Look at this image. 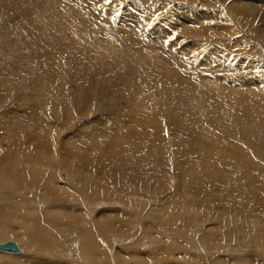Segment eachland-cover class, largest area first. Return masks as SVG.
I'll use <instances>...</instances> for the list:
<instances>
[{"label": "rangeland", "instance_id": "rangeland-1", "mask_svg": "<svg viewBox=\"0 0 264 264\" xmlns=\"http://www.w3.org/2000/svg\"><path fill=\"white\" fill-rule=\"evenodd\" d=\"M0 5V170L15 152L31 162L11 170H33L44 184L17 180L25 186L17 190L0 177V232L16 234L0 244L22 250L0 255L29 264H264V0ZM165 100L170 119L159 109ZM38 210L69 231L61 251L35 238L22 247L19 221ZM89 230L99 250L90 259Z\"/></svg>", "mask_w": 264, "mask_h": 264}, {"label": "bare ground", "instance_id": "bare-ground-1", "mask_svg": "<svg viewBox=\"0 0 264 264\" xmlns=\"http://www.w3.org/2000/svg\"><path fill=\"white\" fill-rule=\"evenodd\" d=\"M71 3V2H70ZM30 4V3H29ZM31 4H32V2H31ZM92 4H93V2H92ZM16 5V4H15ZM24 5V4H23ZM1 6V5H0ZM14 6V5H13ZM28 6V5H27ZM39 6V5H38ZM29 7V6H28ZM35 7V6H34ZM27 8V7H26ZM30 8H32L31 6L29 7V9ZM0 9H1V7H0ZM3 9H5V8H3ZM20 9V8H19ZM34 10H35V8H33ZM37 9H39V8H37ZM25 10V9H24ZM12 12V11H11ZM46 12V11H45ZM46 14V13H45ZM48 14V13H47ZM30 15V14H29ZM49 15V14H48ZM6 17V16H5ZM46 17H47V15H46ZM2 19L4 18V17H1ZM45 18V17H44ZM49 17H47L46 19H48ZM139 18V17H138ZM23 21L25 20V19H23V17L21 18ZM41 19V18H40ZM51 19V18H50ZM218 19V18H217ZM53 20V19H52ZM41 21H43V20H41ZM46 21V20H45ZM212 21V20H211ZM43 23H45L44 21H43ZM116 23V22H115ZM114 23V24H115ZM139 24V23H138ZM149 24V23H148ZM15 25V24H14ZM43 25V24H42ZM60 25V24H59ZM2 26H3V24H2ZM11 26V25H10ZM15 27V26H14ZM16 27H18V31H19V26H17V24H16ZM45 27H46V25H45ZM63 27V26H62ZM213 27V26H212ZM115 28V27H114ZM201 29V28H200ZM15 30V29H14ZM63 30V29H62ZM194 31V30H193ZM12 32V31H11ZM189 32V31H188ZM198 32V31H197ZM59 33V32H58ZM62 34V33H61ZM60 35V34H59ZM65 35V34H64ZM98 35V34H97ZM198 36H199V34H198ZM212 36V35H211ZM47 37V36H46ZM58 37V36H57ZM63 37V35L61 36V38ZM78 37V36H77ZM65 38V37H64ZM75 38V37H74ZM47 39H49V37L47 38ZM85 39V38H84ZM64 40H66V39H64ZM180 40V39H179ZM51 41V40H50ZM58 42V41H57ZM62 42V41H61ZM60 42V43H61ZM69 42V41H68ZM93 42V41H92ZM179 43V42H178ZM56 44V43H55ZM64 44V43H63ZM83 44V43H82ZM79 45V44H78ZM96 45V44H95ZM218 45V44H217ZM240 45V44H239ZM63 46L64 45H62V48H63ZM84 46V45H83ZM49 47V46H48ZM112 47H114L113 45H112ZM193 47V46H192ZM241 47V46H240ZM57 48V47H56ZM77 48V47H76ZM6 49H8L7 47H6ZM5 49V50H6ZM59 49V48H58ZM61 49V48H60ZM128 49V48H127ZM55 50V49H54ZM77 50H79V49H77ZM97 50V49H96ZM2 51V50H1ZM1 51H0V53H1ZM98 51V50H97ZM133 51V50H132ZM3 52V51H2ZM4 52H6V51H4ZM60 52V51H59ZM117 52V51H116ZM116 52H115V54L114 55H116ZM121 52V51H120ZM224 52V51H223ZM34 53V52H33ZM87 53V52H86ZM101 53V52H100ZM119 53V52H118ZM60 54H61V52H60ZM68 54V53H67ZM72 54V53H71ZM113 54V53H112ZM120 54V53H119ZM118 54V55H119ZM3 55V54H2ZM10 55H11V50H10ZM59 55V54H58ZM64 55V54H63ZM63 55H61V56H63ZM89 55V54H88ZM6 56V55H5ZM67 56V55H66ZM66 56H64V57H66ZM79 56V55H78ZM212 56V55H211ZM4 57V56H3ZM22 57V56H21ZM20 57V58H21ZM68 57V56H67ZM104 57V56H103ZM1 58V57H0ZM25 58V57H24ZM52 57H50V59H51ZM101 58V57H100ZM120 58V57H119ZM91 59V58H90ZM3 60V59H2ZM36 60V59H35ZM47 60V59H46ZM61 60H62V58H61ZM139 60V59H138ZM210 60V59H209ZM219 60V59H218ZM40 61H41V59H40ZM55 61V60H54ZM69 61V60H68ZM56 62V61H55ZM58 62V61H57ZM55 63V65L57 64V65H59V64H61V62H58V63ZM65 62H66V60H65ZM70 62V61H69ZM72 62V61H71ZM90 62V61H89ZM97 62V61H96ZM137 62V61H136ZM254 62V61H253ZM23 63V62H22ZM30 63V62H29ZM38 63V62H37ZM46 63V62H45ZM52 63H53V60H52ZM104 63V62H103ZM130 63V62H129ZM66 64V63H65ZM131 64V63H130ZM138 64V63H137ZM154 64V63H153ZM38 67H39V65L38 64H36ZM40 65H41V63H40ZM46 65V64H45ZM68 65V64H67ZM97 65V64H96ZM98 65H99V63H98ZM192 65V64H191ZM100 66V65H99ZM98 66V67H99ZM107 65H105V67H106ZM149 66V65H148ZM33 67V66H32ZM53 67V66H52ZM263 67V66H262ZM85 68V67H84ZM87 68V67H86ZM100 68V67H99ZM238 68V67H237ZM264 68V67H263ZM34 69V68H33ZM36 69H38V70H42V67H39V68H36ZM44 69V68H43ZM101 69V68H100ZM106 69V68H105ZM107 69H108V67H107ZM151 69V68H150ZM52 70V69H51ZM66 70V69H65ZM91 70V69H90ZM112 70V69H111ZM141 70L142 69H140V71H138L139 73H141ZM146 70V69H145ZM177 70V69H176ZM46 71V70H45ZM67 71V70H66ZM65 71V72H66ZM87 71V70H86ZM136 71V70H135ZM264 71V70H263ZM38 72V71H37ZM41 72V71H40ZM44 72V71H43ZM75 72V71H74ZM95 72V71H94ZM165 73H166V70L164 71ZM42 73V72H41ZM80 73V72H79ZM86 73V72H85ZM213 73V72H212ZM0 74H3V73H0ZM5 74V73H4ZM233 74V73H232ZM264 74V73H263ZM67 75V74H66ZM70 75V73L68 74V76ZM136 75V76H135ZM134 76H135V78H141L142 79V74H140V76H139V74H135ZM145 75V74H144ZM162 75V74H161ZM224 75V74H223ZM231 75V74H230ZM165 76H167L168 77V75L167 74H165ZM146 77V76H145ZM161 77V76H160ZM149 78V77H148ZM147 78V80H149ZM225 78H226V76H225ZM261 78V77H260ZM46 78H44V80H45ZM48 79V78H47ZM69 79V78H68ZM80 79V78H79ZM101 79V78H100ZM125 79V78H124ZM146 79V78H145ZM212 79V78H211ZM147 80H145V81H147ZM158 80H159V78H158ZM171 80V79H170ZM214 80V79H213ZM264 80V79H263ZM123 81V80H122ZM144 81V82H145ZM174 81V80H173ZM203 81V80H202ZM77 82V81H76ZM175 82H177V81H175ZM210 82H212V81H210ZM213 83V82H212ZM102 84V83H101ZM108 84V83H107ZM176 84V83H175ZM211 84V83H210ZM263 84H264V82H263ZM10 85V84H9ZM208 85V84H207ZM22 86V85H21ZM157 86V85H156ZM168 86V85H167ZM10 87V86H9ZM12 88V87H11ZM159 88V87H158ZM162 88V87H161ZM177 88V87H176ZM203 89V88H202ZM210 89V93H208L207 92V94H209V95H212L211 94V91H213V95H217V91L214 89V90H212L211 89V87L210 88H208L207 87V91ZM26 90V89H25ZM136 92H137V88L136 89H134ZM204 90H205V88H204ZM203 90V91H204ZM87 91V90H86ZM162 91V90H161ZM175 91V90H174ZM189 91V90H188ZM216 91V92H215ZM103 92V91H102ZM159 92H160V90H159ZM186 92V91H185ZM220 92V91H219ZM48 93V92H47ZM86 93V92H85ZM113 93V92H112ZM138 93V92H137ZM165 93V92H164ZM190 93H192L191 91H190ZM12 94V93H11ZM23 94V93H22ZM45 94V93H44ZM202 94V93H201ZM163 95V94H162ZM170 95V94H169ZM182 95V94H181ZM197 95V94H196ZM195 95V96H196ZM98 96V95H97ZM200 96V95H199ZM45 97H47L46 96V94H45ZM118 97V96H117ZM222 97H223V95H222ZM230 97V96H229ZM10 98H11V96H10ZM91 98V97H90ZM176 98V97H175ZM208 98V97H207ZM148 99V98H147ZM177 99V98H176ZM179 99V98H178ZM184 99V98H183ZM186 99H187V97H186ZM186 99H185V102H186ZM189 99V98H188ZM187 99V100H188ZM204 99H206V98H204ZM96 100V99H95ZM181 100V99H180ZM237 100V99H236ZM235 100V101H236ZM66 101V100H65ZM192 101V100H191ZM70 102V101H69ZM164 101H162V106L159 108L162 112H163V115H164V118H166V119H170V117L172 116V114L174 113V109H175V107H174V105H170V103L169 102H166V100H165V102L166 103H169V104H165V103H163ZM183 102V101H182ZM184 102V103H185ZM207 102H209L210 103V106H211V102H210V100L209 101H207ZM238 102V101H237ZM86 103V102H85ZM102 103V102H101ZM100 103V104H101ZM105 103V102H104ZM180 103V102H179ZM43 104L45 105V103L43 102ZM118 104V103H117ZM157 104V103H156ZM177 104H178V102H177ZM194 104V103H193ZM241 104H243V103H241ZM48 105V104H47ZM92 105V104H91ZM170 105V106H169ZM245 106H246V104H244ZM90 106V105H89ZM178 106V105H177ZM186 106H188V104L186 105ZM217 106V105H216ZM221 106V105H220ZM219 106V107H220ZM93 108H94V105L92 106ZM180 107V106H179ZM209 107V106H208ZM214 107V106H213ZM112 108V107H111ZM186 109H187V107H185ZM222 108H224V107H222ZM189 109V108H188ZM191 110H192V108H190ZM189 109V110H190ZM195 109V108H194ZM193 109V110H194ZM185 110V109H184ZM221 110V109H220ZM101 111H102V109H101ZM45 112V111H44ZM161 112V113H162ZM124 113V112H123ZM199 113V112H198ZM224 113V112H223ZM100 114V113H99ZM148 114V113H147ZM190 114V113H189ZM188 114V115H189ZM195 114V113H194ZM197 114V113H196ZM208 113H206V116H208L207 115ZM201 115V114H200ZM210 115V114H209ZM214 115V114H213ZM221 115V114H220ZM226 115V114H225ZM191 116V115H190ZM217 116V115H216ZM215 115H214V118L216 117ZM228 116V115H227ZM20 117H22V116H20ZM154 117V116H153ZM187 117H189V116H187ZM230 117V116H229ZM219 118H220V116H219ZM225 118V117H224ZM223 118V119H224ZM227 118V117H226ZM226 118H225V120H226ZM231 118V117H230ZM122 119V118H121ZM160 119V118H159ZM163 119V118H162ZM235 119V118H234ZM124 120V119H123ZM215 120H217L216 118H215ZM228 120V119H227ZM232 120V119H231ZM167 121V120H166ZM22 122V121H21ZM130 122V121H129ZM128 122V123H129ZM152 122L153 121H151V124H152ZM157 122H158V120H157ZM215 122H217V121H215ZM220 122V121H219ZM230 122V121H229ZM120 123V122H119ZM162 123H164V122H162ZM122 124V123H121ZM223 124V123H222ZM226 124H227V122H226ZM225 124V125H226ZM264 123H262L261 125H263ZM123 125V124H122ZM129 126H130V124H128ZM153 125V124H152ZM182 125V124H181ZM224 125V124H223ZM224 125V126H225ZM260 125V122H259V124H258V126ZM260 125V126H261ZM22 126V125H21ZM35 126V125H34ZM39 126V125H38ZM118 126L120 127L121 125H119L118 124ZM117 126V127H118ZM177 126V125H176ZM228 126H229V123H228ZM20 127V126H19ZM122 127V126H121ZM120 127V128H121ZM181 127V126H180ZM223 127V126H222ZM183 128V127H182ZM259 128V127H258ZM261 128V127H260ZM263 128V127H262ZM124 129V128H123ZM41 130H43L42 128H40V130L39 131H41ZM128 130V129H127ZM100 132V131H99ZM253 133V132H252ZM109 134H111V133H109ZM108 134V135H109ZM256 136H257V134H256ZM258 137V136H257ZM39 138V137H38ZM255 138V137H254ZM259 138H261V137H259ZM37 139V138H36ZM92 141L93 140H95V137H93V138H90ZM258 139V138H257ZM256 139V140H257ZM263 139V138H262ZM37 140H39V139H37ZM42 140V139H41ZM17 141V140H16ZM40 141V140H39ZM43 141V140H42ZM259 141V140H258ZM19 142V141H18ZM112 142H114L113 140H110L109 141V139H107L106 140V144H111ZM21 143V142H20ZM23 144V143H22ZM24 145V144H23ZM26 145V144H25ZM263 145V144H262ZM261 145V146H262ZM31 146V145H30ZM16 148V147H15ZM22 148V147H21ZM19 149H20V147H19ZM21 150V149H20ZM29 151V150H28ZM10 152V151H9ZM19 152H21V151H19ZM23 152V151H22ZM49 152V151H48ZM24 153V152H23ZM42 154V153H41ZM6 155V154H5ZM24 155V154H23ZM212 155V154H211ZM38 156V155H37ZM42 156H43V154H42ZM216 156V155H215ZM1 157V156H0ZM5 158H4V160H3V164L1 165V166H3L2 167V171L0 172V177H4L5 179H6V182L8 181V182H10V183H8V184H11L10 185V188H15V189H19L21 186H22V184H25L26 182H29V183H27L28 185V187L30 186V185H35V186H40L41 185V183L39 182V180L35 177L36 175H35V171H33V170H31V171H28L29 172V174H28V172H26L25 170H23V169H18L17 168V165H15V167L17 168V169H15V170H11V165L12 164H14V163H18V165H20V163H24L25 161H27V160H29L30 158H27V157H24V156H21V154H19V155H16L15 154V152L14 153H7V155L6 156H4ZM213 157V156H212ZM217 158V157H216ZM220 158V157H219ZM218 158V159H219ZM2 159V158H1ZM44 159V158H43ZM43 159H41V160H43ZM221 159H222V157H221ZM30 161V160H29ZM215 161H217V160H215ZM31 162V161H30ZM36 162V161H35ZM29 163V162H28ZM21 165H23V164H21ZM20 165V166H21ZM20 166H18V167H20ZM33 166V165H32ZM32 166H31V168H32ZM14 167V168H15ZM34 167V166H33ZM12 168H13V166H12ZM238 171H239V169H238ZM237 171V172H238ZM237 174H239V173H237ZM233 176H234V173H233ZM53 179V178H52ZM20 181L21 183H19L20 184V186L19 187H17L18 186V181ZM4 182V181H3ZM15 182V183H14ZM24 182V183H23ZM87 183V182H86ZM89 183V182H88ZM5 184V183H4ZM8 184L7 185H5L6 187H8ZM43 184V183H42ZM44 185V184H43ZM91 185H93V183L91 184ZM24 186V185H23ZM23 186H22V188H23ZM26 186V187H27ZM85 186V185H84ZM5 187V188H6ZM25 187V186H24ZM46 187H47V185H46ZM57 187V186H56ZM2 188H4L3 186H1L0 185V191H1V189ZM9 188V187H8ZM21 188V190L23 191V189ZM62 187H60V189H61ZM68 188V187H67ZM95 188V187H94ZM46 189V188H45ZM98 189V188H97ZM84 190V189H83ZM95 190V189H94ZM8 191V190H7ZM12 191V190H11ZM254 191V190H253ZM252 191V192H253ZM2 192V191H1ZM18 192V191H17ZM16 192V193H17ZM61 192V191H60ZM87 192V191H86ZM20 193V192H19ZM46 193H48L49 194V196L53 199V200H56L57 199V197H58V193H57V191L55 190V189H53V187H51V186H48L47 187V189H46ZM4 194H6V193H4ZM15 194V193H14ZM32 194H35V193H32ZM100 194V193H99ZM251 194V193H250ZM36 195V194H35ZM34 195V196H35ZM60 195V194H59ZM24 196H26V195H24L23 194V197ZM30 196V195H29ZM36 197V196H35ZM2 198V197H1ZM13 198V197H12ZM26 198V197H25ZM16 199V198H15ZM18 199V198H17ZM24 199V198H23ZM51 199V200H52ZM6 200V199H5ZM19 200H20V197H19ZM50 200V199H49ZM60 200V198L59 199H57L56 201H59ZM27 201H28V199H27ZM35 201V200H34ZM10 202V201H9ZM37 202V201H36ZM44 203H46L45 201H44ZM2 204V203H1ZM48 204H50V203H48ZM29 206V205H28ZM36 206V205H35ZM34 206V209L36 208ZM40 206V210H41V208H42V206L41 205H39ZM39 206L37 207L38 209H39ZM48 206V205H47ZM52 207H53V205H52ZM56 207V206H55ZM31 208V207H30ZM33 208V207H32ZM46 209V208H45ZM53 209V208H52ZM52 209H50V210H52ZM49 210V211H50ZM63 210H64V208H63ZM62 210V207H61V211H63ZM32 211V210H31ZM10 212H12V211H10ZM34 212V211H33ZM32 212V213H33ZM38 212H40L41 214H40V216L38 215V214H32V216H28V217H26V218H21V221H19V222H21V227L24 229V235H22V239H20L19 241H22V247H24V248H28V246H26L25 244H24V242L26 243V241H25V239L26 238H30V241H32V238H35V240H38V241H40V244L44 247V250L45 251H52V252H54V251H56V252H58V251H61L62 250V247L63 246H61V245H59V242L60 241H64V239H62V238H65V234L67 233V231L65 230V229H63V228H61V226H58V224H56V223H54L55 221H54V219H52L53 217H55V216H53V217H50V212H52V211H50V212H48L47 210L46 211H39L38 210ZM54 212V211H53ZM5 213V212H4ZM37 213V212H36ZM65 213H66V211H65ZM1 214V213H0ZM13 214V213H12ZM20 214V213H19ZM18 214V215H19ZM24 214V213H23ZM28 214V213H27ZM54 214H56L55 212H54ZM5 215H6V213H5ZM9 215V214H8ZM20 216V215H19ZM65 216V215H64ZM67 216V215H66ZM2 217V216H1ZM5 218H7L6 216H4ZM3 217V218H4ZM10 217V216H9ZM3 218H2V220H3ZM14 218H16V217H14ZM20 218V217H19ZM65 218V217H64ZM9 220H10V218H8ZM7 219V224H9L8 222H9V220ZM16 220V219H15ZM12 221V220H11ZM57 221V220H56ZM69 221V220H68ZM90 221V220H89ZM89 221H87L88 223H89ZM3 222V221H2ZM91 222V221H90ZM95 222V221H94ZM1 223V222H0ZM13 223V222H12ZM15 223H16V221H15ZM57 223H59V222H57ZM92 223H93V221H92ZM3 224H4V222H3ZM65 224H67V223H65ZM104 225V224H103ZM18 226V225H17ZM64 226V225H63ZM62 226V227H63ZM67 226V225H66ZM1 227V226H0ZM25 227V228H24ZM68 227V226H67ZM1 229H2V227H1ZM9 229V228H8ZM61 231V232H60ZM69 232V231H68ZM75 233V232H74ZM2 235V240L4 241V240H7V239H10V238H14V236L16 235H13V234H11V231L9 232V230L7 231V229L6 230H3V231H1L0 232V236ZM72 235V234H71ZM85 238L84 237H82V241H83V253H84V256H86V257H88L89 259L91 258V256L93 255V257H94V254H96V253H98V251L99 250H97L96 249V247H95V241H94V236H93V231L92 230H89L88 232H86L85 234ZM134 235V234H133ZM77 237H79V235L77 236ZM75 238V239H73V240H75V241H77L78 240V238ZM79 238H81V237H79ZM1 239H0V241H1ZM213 239V238H212ZM116 241V240H115ZM126 241V240H125ZM212 241V240H211ZM32 242H34V240L32 241ZM137 242H139V241H137ZM114 243V242H113ZM133 243V242H132ZM97 244V243H96ZM134 244H135V242H134ZM138 244V243H137ZM209 244H210V242H209ZM141 245V244H140ZM217 245V244H216ZM75 246V245H74ZM78 246V245H77ZM126 246V245H125ZM70 247H72L71 245H70ZM101 247V246H100ZM142 247H145V246H143L142 245ZM147 247V246H146ZM20 248V247H19ZM69 248V247H68ZM145 249V248H144ZM130 250V249H129ZM103 252V251H102ZM0 253H5V252H0ZM126 253H127V251H126ZM6 254H10V255H19V254H11V253H6ZM20 254H22V250H21V253ZM207 256V255H206ZM24 257V256H23ZM137 257H139V256H137ZM200 257V256H199ZM191 259V258H190ZM15 260H18V259H15ZM202 260V259H201ZM23 261H25V262H23ZM21 262V263H20ZM22 262L23 263H27V264H29V263H31V261L30 260H28L26 257H24L22 260H19V262H16V261H14V259H12V258H10L9 256H2V255H0V264H22ZM126 262V261H125ZM202 262H203V260H202ZM204 263V262H203ZM44 264V263H43ZM147 264V263H146Z\"/></svg>", "mask_w": 264, "mask_h": 264}, {"label": "water", "instance_id": "water-1", "mask_svg": "<svg viewBox=\"0 0 264 264\" xmlns=\"http://www.w3.org/2000/svg\"><path fill=\"white\" fill-rule=\"evenodd\" d=\"M0 252L20 254L21 249L19 248L16 242H6L3 244H0Z\"/></svg>", "mask_w": 264, "mask_h": 264}]
</instances>
